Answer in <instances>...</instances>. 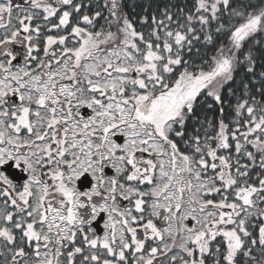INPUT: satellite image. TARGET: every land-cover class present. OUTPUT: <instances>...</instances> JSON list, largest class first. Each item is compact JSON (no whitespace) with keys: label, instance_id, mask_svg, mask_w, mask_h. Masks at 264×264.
I'll list each match as a JSON object with an SVG mask.
<instances>
[{"label":"snow or ice","instance_id":"snow-or-ice-1","mask_svg":"<svg viewBox=\"0 0 264 264\" xmlns=\"http://www.w3.org/2000/svg\"><path fill=\"white\" fill-rule=\"evenodd\" d=\"M10 161L0 264H264V0H0Z\"/></svg>","mask_w":264,"mask_h":264},{"label":"flooded vegetation","instance_id":"flooded-vegetation-1","mask_svg":"<svg viewBox=\"0 0 264 264\" xmlns=\"http://www.w3.org/2000/svg\"><path fill=\"white\" fill-rule=\"evenodd\" d=\"M17 63H19V60H17ZM11 100H12V102L13 103H18V101L16 100V98L15 97H12L11 98ZM90 110H88V109H82V114L83 115H85V116H87L89 113ZM114 139H115V137H114ZM14 164V161H10L7 165H5L4 166V168H2V169H0V170H3V171H5V173H6V175H8V177L15 183V184H18V185H22L23 184V182L27 179V175H26V173H24V171H23V169L22 168H20V169H17V168H14V167H12V165ZM106 171H108V173H109V171H110V169L109 170H106ZM82 179V178H81ZM91 179V178H90ZM80 181V180H79ZM79 181L77 182V184L79 183ZM78 188L80 189V185L78 184ZM81 190V189H80ZM84 190V189H83ZM102 217V222L99 224L100 226H97V228H101L102 227V225H103V220H104V215H103V213H101L100 214V216L99 217H97V220L96 221H98L100 218ZM96 221H94L93 222V224H92V227L96 230V228H95V223H96ZM102 232H103V229H102V231H101V234H102Z\"/></svg>","mask_w":264,"mask_h":264},{"label":"trees","instance_id":"trees-1","mask_svg":"<svg viewBox=\"0 0 264 264\" xmlns=\"http://www.w3.org/2000/svg\"><path fill=\"white\" fill-rule=\"evenodd\" d=\"M166 0H125V3L128 5H132L136 11V13L142 12L145 8H148L149 12L152 8L156 7L157 4L163 6ZM177 4H182L183 0H174ZM129 12L133 10V8H127Z\"/></svg>","mask_w":264,"mask_h":264},{"label":"water","instance_id":"water-1","mask_svg":"<svg viewBox=\"0 0 264 264\" xmlns=\"http://www.w3.org/2000/svg\"><path fill=\"white\" fill-rule=\"evenodd\" d=\"M117 140V142H121L122 140H121V138H117L116 139ZM79 185H80V189L81 190H83V189H85V188H87V187H89L90 186V184H91V181H90V179L87 177V176H85V177H83L80 181H79V183H78ZM102 222V217L98 220V221H96V223H95V228H96V232H97V234H101V231H102V227L99 229V228H97V226H100L99 224Z\"/></svg>","mask_w":264,"mask_h":264},{"label":"rangeland","instance_id":"rangeland-1","mask_svg":"<svg viewBox=\"0 0 264 264\" xmlns=\"http://www.w3.org/2000/svg\"><path fill=\"white\" fill-rule=\"evenodd\" d=\"M109 174H111V170L109 171ZM89 179H90V177H89ZM91 181V180H90Z\"/></svg>","mask_w":264,"mask_h":264}]
</instances>
